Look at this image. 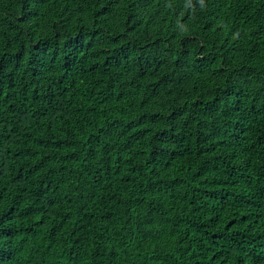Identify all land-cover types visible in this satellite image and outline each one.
<instances>
[{
	"label": "trees",
	"instance_id": "obj_1",
	"mask_svg": "<svg viewBox=\"0 0 264 264\" xmlns=\"http://www.w3.org/2000/svg\"><path fill=\"white\" fill-rule=\"evenodd\" d=\"M0 264H264V0H0Z\"/></svg>",
	"mask_w": 264,
	"mask_h": 264
}]
</instances>
